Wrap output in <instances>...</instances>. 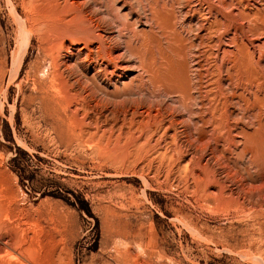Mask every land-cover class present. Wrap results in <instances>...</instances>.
<instances>
[{
	"label": "rangeland",
	"instance_id": "rangeland-1",
	"mask_svg": "<svg viewBox=\"0 0 264 264\" xmlns=\"http://www.w3.org/2000/svg\"><path fill=\"white\" fill-rule=\"evenodd\" d=\"M0 264H264V0H0Z\"/></svg>",
	"mask_w": 264,
	"mask_h": 264
},
{
	"label": "bare ground",
	"instance_id": "bare-ground-1",
	"mask_svg": "<svg viewBox=\"0 0 264 264\" xmlns=\"http://www.w3.org/2000/svg\"><path fill=\"white\" fill-rule=\"evenodd\" d=\"M167 68V67H166ZM169 68V67H168ZM171 71V70H170ZM168 74V73H167ZM156 76V75H155ZM166 82H167V80H166ZM170 82V81H169ZM179 82V81H178ZM169 86V85H168ZM181 91V90H180ZM189 100V99H188Z\"/></svg>",
	"mask_w": 264,
	"mask_h": 264
}]
</instances>
